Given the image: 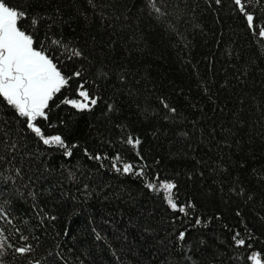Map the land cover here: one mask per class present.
<instances>
[{"label": "trees", "instance_id": "1", "mask_svg": "<svg viewBox=\"0 0 264 264\" xmlns=\"http://www.w3.org/2000/svg\"><path fill=\"white\" fill-rule=\"evenodd\" d=\"M6 2L68 83L65 147L0 97V264H264V0Z\"/></svg>", "mask_w": 264, "mask_h": 264}, {"label": "snow or ice", "instance_id": "2", "mask_svg": "<svg viewBox=\"0 0 264 264\" xmlns=\"http://www.w3.org/2000/svg\"><path fill=\"white\" fill-rule=\"evenodd\" d=\"M216 2L220 3V0H216ZM234 2L239 6V10L246 15L247 22L251 27L253 16L245 12L241 0H234ZM152 6L155 7V4L153 3ZM24 17L23 11L14 9L6 0H0V97L12 106L21 117L26 118L28 127L44 144L65 147L60 136L45 138L41 128L35 122L39 118L47 119L45 109L48 108L49 101L67 85L68 78L61 73L52 58L33 46V37L18 26ZM35 23L36 21L33 19V24ZM259 36L264 37V28L259 31ZM53 43L58 44L59 42L53 41ZM74 55H79V53L75 52ZM79 95L83 98L82 102L66 99L64 103L79 109H86L89 104L95 105L97 102L94 98L90 99L85 90H81ZM129 143H132L131 139ZM135 143L139 144V140H136ZM130 170V165L124 166L125 172ZM148 187L162 190L169 206L173 210L177 209V204L172 197L174 184L159 182L158 184H149ZM179 211H185L184 207H180ZM179 238L183 240L184 233H180ZM234 240L238 246H243L245 243L243 239L234 237ZM17 251L23 253L28 249L20 248ZM251 259L254 264H260L259 254H254Z\"/></svg>", "mask_w": 264, "mask_h": 264}]
</instances>
